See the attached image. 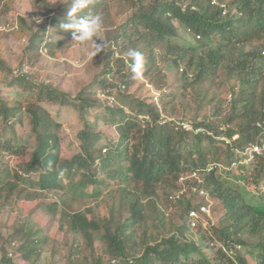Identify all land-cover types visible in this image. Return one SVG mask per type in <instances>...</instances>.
Returning a JSON list of instances; mask_svg holds the SVG:
<instances>
[{
    "label": "trees",
    "instance_id": "1",
    "mask_svg": "<svg viewBox=\"0 0 264 264\" xmlns=\"http://www.w3.org/2000/svg\"><path fill=\"white\" fill-rule=\"evenodd\" d=\"M8 1L0 0V17L7 12ZM92 1L94 4L90 6L91 12L94 11L92 8H97L98 5V0ZM102 1L100 2L102 3ZM86 12L87 9L79 14L84 15ZM51 14L52 16H50ZM60 14L58 15L56 11L52 10L47 18L52 17L57 21L58 19L67 20V15ZM166 16H169V19H166ZM171 19L178 20L180 27H174L170 23ZM131 24L135 27L140 25L141 29L135 28L130 36H133L135 31L138 32L137 40L147 43L148 46H152L156 42L158 45H162V42L169 37H180L181 31L182 33L188 31L195 38L200 37L198 41L186 40L184 45L170 43L164 57L173 59L172 64L169 65L170 68H179L180 63H186L188 58L189 69L194 68L198 72L195 80L189 83L187 72L183 70L185 73L182 80L185 83L181 87V91L193 89L204 81L213 83L224 79L228 82L229 96L227 95L223 99L210 97V93L203 90L193 98L194 101H207V105L214 104L212 117H215L216 120L209 116L200 120V117L196 116L191 120L194 129H196L192 132H188L184 127L174 125L172 121L163 122L162 112L173 113L172 111L175 109L171 112L169 109L172 104L178 102L177 95L164 93L163 98L166 100L163 102L161 110L155 103H148L129 93L126 94L128 86H132L134 80L128 81V75H124L122 70H118L116 74L120 76L122 83L116 84L114 81H117V78L113 75L110 79L111 83L108 85L110 88L117 87L119 90L117 96L118 98L119 96L123 97L124 101L123 104L118 102L119 105L118 103L107 104L106 111L110 115L105 118L109 124L115 125L119 130L121 141L116 147L110 146L108 150L103 149V145L97 144L100 136L97 133L85 131L82 153L71 160L62 161L59 166L58 158L53 152H47L51 148L49 140L51 138L54 140L56 137H53L51 133L42 134L39 132L43 127L46 128L50 125L54 127V123L51 122L50 125L45 123L43 121L45 118H41L37 111H31V108L28 107L27 110L35 124L34 131L42 142L35 151L33 159L29 163H23V170L42 173L40 178L34 181L39 184L41 190L53 188L64 190L65 187L59 181V175L60 172L63 173V170H66L70 181L68 190L63 196L70 195L69 197L78 199H82L77 195L79 188L83 189L80 193L81 196L99 197V193L95 192L96 188L108 185L101 176L105 175L109 179H114L123 173L124 176L120 179L123 184L128 185L122 188L111 186L108 192L111 195L114 192L123 195L120 205L124 204L129 208L127 215L130 214V216L128 218H125L124 215L117 218L115 213L108 217L104 215L97 222H90L86 216L80 213L73 214L72 218L73 229L82 233L87 239H90L89 231L93 225L94 230L104 228L106 240L113 249H111V256L118 259L119 264H248L243 257H237L242 245L259 248L261 261L259 264H264V148L260 145V153H255L254 163L249 170L242 162V157L233 160L237 153L245 155L247 146L250 143H258L260 135L262 136L264 133V0H219L218 4H212V0H200L197 3V8L192 5L184 8L178 3V0H155L149 6V10L145 8L140 10L139 14L132 19ZM25 25V17L17 15L12 20L4 21V24L0 22V35L18 36ZM15 26L17 28H14ZM29 31H32L31 27H29ZM55 38V34L48 32L47 24L35 35H32V38H29L24 49V52L29 54V60L21 64V73L17 76L13 74L14 79L8 84L12 89L20 86V88H15L17 96L21 97L25 92L31 93L29 88L33 82L35 83L33 79L38 73L24 74L22 70L25 67L30 70L33 68L32 61L38 60L43 55L42 46L46 44L48 53L53 57L62 50L63 42L59 39L56 41ZM205 49L207 50L205 51ZM144 55L146 54L144 53ZM151 57V59L144 60L143 76H150L152 71L150 63H154V58L152 55ZM122 64L124 63L122 62ZM6 65L8 63L0 47V68L5 69ZM219 70L225 71V77L216 74ZM47 79L50 80H47L48 84L54 82L56 85L57 81H52L51 77ZM152 82L157 83L155 80ZM55 85L52 84V87L42 86L39 98L42 101L56 103L66 97V94L62 93L61 87ZM257 86H262L261 93H257ZM114 100L117 101L116 97ZM127 100L134 110H138L136 114L128 115L124 111L126 108L124 104ZM213 100L218 102H213ZM227 101L231 104V110L229 115L223 117L222 122L228 125L225 136L232 141L223 147L224 142L221 143L222 141L220 142L218 139V131L215 132V128L222 124H218V120L223 116L221 107ZM188 107L191 108L189 103ZM198 108L201 110V106ZM4 114L7 118L12 115L14 120L12 128L22 125V113L19 106L5 108ZM49 117L50 114L47 113L46 118ZM51 119L54 122V119ZM237 122L239 123L237 124ZM230 124H237V127H230ZM197 128L206 131L196 133ZM133 129L138 132L131 135ZM16 136L15 140L13 137L7 139L6 144L2 147L4 153L19 145L20 138L18 134ZM129 141L136 142L132 152H129L128 148L123 149ZM204 141L208 143L207 147L203 146ZM103 150L106 152L103 153ZM224 155H227V160L230 161L227 166L222 164ZM123 160L128 162L127 167L123 165ZM233 163L236 164L235 167H233ZM221 165L223 166L222 171H220ZM190 169L203 174L201 177L203 181H195L192 184L188 181L187 187L193 188V184H196V187L210 192L212 198L221 201L226 209L227 222L223 229L217 232L218 238L223 241L224 248L222 247L211 255L203 252L184 234L183 228H187L184 226L179 227L174 234L168 237L150 240L145 238V249L140 252L141 256L134 257L132 246L127 250L125 236L128 239L133 238L134 233L131 231L136 232L137 226L144 223L146 206L143 198L147 197L145 194L153 191L154 195L160 184H168L172 179L173 187L167 193V197L175 204L184 205L186 212L192 207V204L188 202L191 199L187 194L180 195L181 190L185 189L180 182V177L186 175ZM129 173H131V177L127 176ZM220 173L225 174L221 175ZM11 174V170L7 167L0 170V193L7 191V199L19 189L17 185L10 183ZM77 174H81L80 181H74ZM16 177L20 182L22 181L20 176L16 175L15 180ZM89 187L94 190L89 193L85 192ZM175 191H178L180 198L173 200L172 197L175 193H171ZM186 200L187 206L184 204ZM111 204L109 208L113 206ZM158 210L161 212L156 211L159 218L164 213L159 203ZM184 218H187V215L184 214ZM188 231L192 236L195 235L190 228ZM145 232L147 231L145 230ZM249 238H255L257 242L250 243ZM239 246L240 248H238ZM230 249H235V257H230ZM0 264H11V260L4 258ZM93 264H101V259L98 258Z\"/></svg>",
    "mask_w": 264,
    "mask_h": 264
},
{
    "label": "rangeland",
    "instance_id": "2",
    "mask_svg": "<svg viewBox=\"0 0 264 264\" xmlns=\"http://www.w3.org/2000/svg\"><path fill=\"white\" fill-rule=\"evenodd\" d=\"M100 1L98 0L97 8H92L94 11L91 13L102 17L103 28L99 38L104 42L105 48L103 53L94 58L90 55L94 50L90 45L86 46L73 41L70 32H64L59 28V25L67 20L61 21V19H58L57 21L52 17L47 18L52 10L56 11L58 15L60 13L67 15L72 0H9L7 12L0 17L1 24H4L7 19H14L17 15H23L26 20V25L20 35L10 37L0 35V47L8 63L4 66L5 69L0 68V170L6 167L9 168L12 172L9 179L10 183L19 187L8 199L6 198L7 191L0 193V263L4 258H8L11 260V264H93L99 258L101 264H119L118 259L111 256L112 247L106 240L104 228L94 230L93 225L89 231L90 239H87L82 233L73 229L72 218L75 213L86 216L90 222H97L102 216L108 217L112 213H115L117 218L121 215L126 216L125 218L130 216V214L127 215L129 208L124 204L120 205L123 195L121 196L115 192L111 195L108 192L111 186L122 188L128 185L123 184L120 179L124 176L123 173L114 179L102 175L103 181H106L108 185L96 188L95 192L99 193V197L81 196L80 193L83 191L81 188L78 189L77 195L82 199L69 197L70 195L64 197L63 195L66 194L70 181L66 170H63V173L60 172L59 175V181L65 187L64 190L56 188L51 190L40 189L39 184L34 181H37L42 173L37 171L25 172L22 168L23 163H29L33 159L35 151L42 142L34 131L35 124L27 110L28 107L31 108V111H37L41 118H45L43 120L45 123L49 125L51 122L54 123V127L51 125L46 128L43 127L44 129L41 128L39 132L42 134L51 133L53 137H56L54 140L52 138L49 140L51 148L47 152H53L58 158L60 166L62 161L71 160L82 153L85 131L97 133L100 136L97 144L99 146L103 145V149L106 150L110 146L116 147L121 141L118 128L109 124L105 119L110 115L106 111L107 104L113 105L118 102L123 104L124 101L123 97L119 96L118 98L117 96L119 95L118 88L112 86L113 89H111L108 85L111 83L110 79L113 75L117 78V81H114L116 84L122 83L120 76L116 74L118 70H122L124 75H128V81L134 80L132 86H128L126 94L129 93L146 100L148 103H155L161 110L164 105L163 102L166 100V98H163L164 93L177 95L178 102L172 104L169 109L170 112L175 109L172 111L173 113L162 112V117L172 121L176 126L185 127L188 132L196 130L191 121L196 116L200 117V120H203L206 116L216 120L215 117H212L215 105H207V101H194L195 95L203 90L206 93L209 92L210 97L223 99L230 90L228 82L222 79V81L213 83L204 81L199 86L193 87V89L181 91V87L185 83L182 80L183 74L187 72L188 82L192 83L198 72L194 68L189 69L187 66L188 58L186 63H180L179 68H170L169 65L172 64L173 59L164 57V55L170 43L184 45L186 40H199V38L190 35L188 31L183 33L181 31L180 37L177 38H166L162 45H158L156 42L152 46L138 41V32L136 33V31L133 36H130L135 28L141 29L140 25L135 27L131 24L132 19L143 8L149 10V6L155 0H103L102 3ZM199 1L178 0V3L184 8L189 5L197 8ZM218 1L212 0V4H215V2L218 4ZM93 4L94 1H92L91 6ZM165 18L169 19V16ZM170 23L176 28L180 27L179 21L176 19H171ZM45 24L48 25V32L55 34V40L59 39L64 46L55 57L49 53H43L38 60L32 61L34 65L31 70L27 67L22 68L24 74L37 72L38 75L33 79L36 84L33 82L29 88L31 93L25 92L19 97L16 95L15 88H20V86L12 89L8 84L13 81L14 75L17 76L21 73V64L29 60V54L24 52L29 38L39 32ZM29 27L32 28V31H29ZM41 36L43 37V35ZM44 48H46L45 44L42 46V50ZM129 49L140 50L145 61L148 58L151 59V55L153 56L154 63H150L152 71L149 77L143 76L141 79H133V73L128 66L129 58L126 56ZM216 74L225 77V71L223 70L217 71ZM49 77L52 81H57L56 85L54 82L52 84L61 87L62 93L66 94V97L61 98L56 103L42 101L39 98V91L42 86L52 87V84H48L47 81ZM153 80L157 83L152 82ZM262 90V86L256 87L257 93H261ZM114 97L117 101L114 100ZM213 102L218 101L213 100ZM129 103V100L125 102L126 108H124V111L128 115L136 114L138 110H134ZM188 103L191 108L188 107ZM15 105L21 109L22 125L12 128L14 122L12 115L7 118L4 113L5 108H11ZM199 106H201V110L198 108ZM230 110L231 104L227 101L221 107L223 116L218 120V124H222L217 125L215 128V132L218 131V139L220 142L222 141L221 143H225H223V147L232 141L225 136L228 125L222 122L223 117L229 115ZM47 113L50 114L48 119L46 118ZM51 118L54 119V122ZM237 124H230V127H237ZM205 131L197 128L196 133H204ZM137 132L138 130L133 129L131 135ZM16 134L20 138L19 145L4 153L2 147L6 144L7 139L13 137V140H15ZM43 139L45 138L43 137ZM262 139H264V133H262V136L260 135L258 143H250L247 146L245 155L237 153L238 157L235 154L233 160L242 157V162L246 164L249 170L254 163L255 147L262 145L264 148ZM135 143V141H129L123 149L128 148V151L132 152ZM203 146L207 147L208 143L204 141ZM106 150H103V153ZM222 161V164L224 163L223 165L226 166L230 162L227 160V155L222 157ZM122 163L124 166H128L126 160H123ZM232 165L233 167L236 166L235 163ZM220 167V171H222L223 166ZM209 168L211 169V167ZM234 173L237 175L236 172ZM16 175L21 177V182L17 177L16 180L14 179ZM127 176L131 177L132 175L129 173ZM202 176L203 174L198 171L190 169L183 176V178L190 180L184 183L203 181ZM194 177L195 179H193ZM74 179V181H80L81 174H77ZM172 182V179H170L168 184H160L154 195L153 191L145 194L147 197L143 198L146 206L144 223L137 226L136 232L131 231L134 233L133 238L128 239L125 236L127 250L132 246L134 257L141 256L140 252L145 249V238L150 240L168 237L174 234L179 227L184 226L187 227L186 229L183 228L184 234L203 252L211 255L222 249L223 241L218 238L217 232L221 231L227 222L224 205L216 198H212L210 192L205 191L198 195L196 184H193V188L185 187L186 194L191 199L188 202L192 204V207L195 209L206 206L208 211L207 215L200 220L201 227H192L196 221L191 219V216L184 218V214L187 215L189 211L186 210L185 212L184 205L175 204L167 197V193L173 187ZM130 185L133 186L134 184ZM140 187L142 186L140 185ZM92 190L94 189L89 187L85 192L89 193ZM177 192L171 193H175L172 197L173 200L178 199L179 193ZM188 202L186 200L184 204L187 206ZM110 203L113 205L111 208H109ZM158 203L161 204L164 212L159 218L157 212H161L158 210ZM190 227L191 232L195 233L194 236L191 233L189 234L188 228ZM249 241L250 243H256L257 239L249 238ZM237 257H243L248 264H259L261 262L259 248L242 245Z\"/></svg>",
    "mask_w": 264,
    "mask_h": 264
},
{
    "label": "clouds",
    "instance_id": "3",
    "mask_svg": "<svg viewBox=\"0 0 264 264\" xmlns=\"http://www.w3.org/2000/svg\"><path fill=\"white\" fill-rule=\"evenodd\" d=\"M92 4V0H72V4L70 9L67 12V21L62 22L59 25V28L64 32H70L72 35L73 41L79 42L81 44H84L86 46L90 45L94 50L90 53V55L94 58L98 54L103 53L105 44L104 42L99 38L101 29L103 28V20L102 17L98 14L93 15L90 11V6ZM215 4H217L215 2ZM87 11L84 15H79V13L83 12L84 10ZM200 39V37H197ZM46 47V44H45ZM48 48V47H46ZM44 48L42 52L48 53V49ZM126 56L129 58V67L131 69V72L133 73V79H141L143 77V71H144V58L143 54L135 49H129L126 53ZM163 116V115H162ZM171 122L168 119L163 120V122ZM256 152V151H255ZM260 153V152H256ZM190 179H185L183 177H180V182L183 183L184 187H187V185L184 183L185 181ZM193 182H191L192 184ZM186 189V188H185ZM181 190L180 195L186 194L187 190ZM197 194L199 195V191H204V189H197ZM180 195L178 194V199L180 198ZM203 207V206H202ZM201 207V208H202ZM206 207V206H205ZM200 207L193 208L191 207L188 211L187 217H190V213L192 211L198 212L200 217L197 219H193L196 221L195 225L192 227H201L200 220H202L203 216L207 215L206 212H202ZM208 212V211H207ZM204 223V222H203ZM194 224V223H193ZM198 224V225H197ZM209 224V223H208ZM191 229V227H190ZM224 248V247H223ZM240 248V246L238 247ZM233 252V253H231ZM236 252L235 249H230V257H235Z\"/></svg>",
    "mask_w": 264,
    "mask_h": 264
},
{
    "label": "built area",
    "instance_id": "4",
    "mask_svg": "<svg viewBox=\"0 0 264 264\" xmlns=\"http://www.w3.org/2000/svg\"><path fill=\"white\" fill-rule=\"evenodd\" d=\"M14 28H17V26H15ZM1 29V28H0ZM3 29H5V28H3ZM185 128V127H184ZM255 151L256 152H260V148L259 147H255ZM198 190H196V192H197ZM204 191H199V193L201 194V193H203ZM201 211L202 212H206L207 213V208L205 207V206H203L202 208H201ZM190 216H191V218H193V219H197V218H199L200 217V215H199V213L198 212H195V211H192L191 213H190ZM193 225H195V223L193 224ZM231 253H233V252H231Z\"/></svg>",
    "mask_w": 264,
    "mask_h": 264
}]
</instances>
